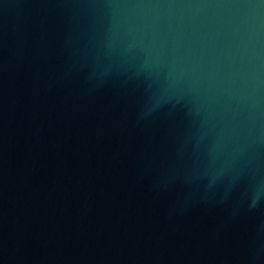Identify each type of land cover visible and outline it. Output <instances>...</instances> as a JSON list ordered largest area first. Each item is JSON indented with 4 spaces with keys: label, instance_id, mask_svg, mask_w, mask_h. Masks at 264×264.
Returning a JSON list of instances; mask_svg holds the SVG:
<instances>
[{
    "label": "water",
    "instance_id": "water-1",
    "mask_svg": "<svg viewBox=\"0 0 264 264\" xmlns=\"http://www.w3.org/2000/svg\"><path fill=\"white\" fill-rule=\"evenodd\" d=\"M0 264H264V0H0Z\"/></svg>",
    "mask_w": 264,
    "mask_h": 264
}]
</instances>
